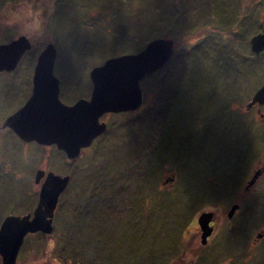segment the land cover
<instances>
[{
  "label": "flooded vegetation",
  "instance_id": "flooded-vegetation-1",
  "mask_svg": "<svg viewBox=\"0 0 264 264\" xmlns=\"http://www.w3.org/2000/svg\"><path fill=\"white\" fill-rule=\"evenodd\" d=\"M4 1L0 0V5ZM166 2L173 8L171 13L167 12V16L160 17L159 26L156 28L160 33L162 32L160 37L172 38L170 35L177 23H183L191 15L190 11L194 8L192 13H195L196 16L189 19L188 25L196 30L206 25L205 28L210 32L208 36L214 37L212 47L216 48L218 45L228 53L233 51L235 55H237L236 53L241 54L243 58L236 60V62L243 64L246 71H249V75L256 73L255 76H257L256 68L258 69L260 66V60L257 59L264 53V48L258 53L255 52L251 47V38L263 32L264 0H166ZM197 6L201 8V13ZM18 10L13 5L8 12L3 11V9L0 12V45L8 44L21 36H24L29 44V48L22 52L14 66H2L12 64V62L6 61H2L0 64V232L7 218L18 217L31 220L34 217V211L39 202L40 188L48 173L53 172L61 176H68V180L58 195L51 215V228L48 232L26 230L17 249L15 248L17 237L12 235L16 232L14 228L9 227L7 232L10 234L0 236V264L3 263L4 257H10L15 249L13 264H107L103 259L91 260L90 257L92 255V243L108 242L110 244L109 253H114V244H117L118 240L124 242L118 220L109 223L103 222L106 217L103 215L105 209L109 210L110 217L116 216L115 212L108 206L111 202L108 203L107 201L114 196L120 198L119 202H126V204L131 205V208L135 206H139V209L142 208L141 212H138L139 210L133 211L134 222L139 228V232L147 235L150 212L147 214L143 208L148 201L149 190L146 188L142 191L139 185L126 189L124 186L98 188L102 183H97L93 187L89 185L90 187L87 188V182L90 179L85 178L84 175L80 177L78 182V186L81 188H76L74 186L77 182L72 173L76 167L75 162L80 161L81 153L87 147L80 148L75 157L68 158L66 153L59 149L54 142L43 143L35 139L25 140L16 133V129L21 128V124L27 123L26 115L28 114H24L23 111L19 113V111L32 95L37 57L48 43V41L43 42L38 48L36 41L31 39L28 32L20 30L19 16L15 18L5 16L7 13L15 15ZM33 18L30 19V27L38 25L37 16H33ZM149 27L148 32L151 30ZM213 33H217V37ZM201 37L199 38L201 39ZM198 39L194 42H198L200 40ZM172 40L175 52L177 43L175 39L172 38ZM249 60L253 63L247 62ZM55 66L54 62L53 72L58 78L59 99L64 104L71 105L79 98L89 97L92 88L89 75L88 88L85 90L84 82L79 78L74 79L72 81L73 89L78 90L73 96H69L65 92L67 84L65 83V72L63 71L64 74H61V69ZM227 67L225 71L227 75L223 82L226 89L223 92L224 95L228 99L235 84L239 85L237 86V94L242 95L235 96L236 99H233L232 105L229 102L225 105L222 112L221 129L215 132L212 129L207 130L212 123L210 110L205 108L202 115L196 114V109L187 110L188 99L191 94L180 93L175 94V99L179 97L176 101L179 106L170 110L172 112L159 113L156 120L155 118L151 119L150 108L147 106L146 117L144 115L145 118H143L142 140L129 139L127 142H121L127 143V148L138 147L143 155L135 159L134 167L130 170L136 173L133 175L136 179L140 172L144 175L143 181L145 183L150 174L155 175L151 171L157 165L159 169L158 182L160 183L156 187L158 190H175L173 186L177 178L176 170L171 168V171L166 172L167 169L165 168V163L169 164L171 161L170 155L180 157L179 159L193 157L197 155L198 148H206L207 159L210 163L208 169H221L220 182H214V187L202 189L207 190L208 196H222L227 201V208L220 211L214 207H209V209L206 208L199 214L195 213L191 216L190 223L194 229L191 234L194 241L192 244L186 245L188 252L181 256L180 262L176 264H183V258L192 261L188 255L191 256L193 252L196 254L197 248L200 245H207L210 240L211 243L205 256L201 257L210 264L223 252H232L240 245L241 249L244 248V252L240 251V256L234 258L236 264H244L246 260L251 259L253 250L257 251V254H261L264 250L260 242L264 239V229L249 238L250 231L263 217L258 211L263 195L261 180L264 179V157L257 160L255 158L264 145V100L260 102L253 100V97L264 83L254 80V78V81L250 82L252 77H235L230 74L231 65ZM150 75H146L145 79L149 78ZM80 78L82 79V77ZM240 83L243 84V87ZM198 98L196 95L192 99L198 100ZM207 98L210 99L211 96ZM235 100H238V103L233 106ZM143 106L142 98L141 104L136 109L104 112L99 120L105 122L107 130L106 121L110 115L133 113ZM13 114H20V119L17 118V120L5 124L7 118ZM247 115H252L253 119H248ZM168 117H170L169 122ZM154 120L158 127H161V130L164 128L161 134L157 136L154 133ZM167 122L171 124L173 131L169 132ZM199 122L200 127L197 126ZM188 127L187 130L192 131V133L184 134L183 138L182 130ZM203 132H208L209 139H199ZM98 137L100 135L93 138L91 144L96 143ZM235 137L241 139L235 141ZM181 140L185 142H181ZM10 152L16 153L17 156H10ZM5 156L8 157L12 169L18 171L13 176L10 175L9 178L10 163H1ZM218 161L221 163L220 166L216 165ZM182 190L190 194L195 192V189L191 191ZM212 199L207 198L209 200L207 202L216 203ZM89 202L90 204H88ZM202 212L210 213L209 225L207 226L209 234L206 237L203 236L204 230L201 228L198 219ZM142 214H146L144 218H141ZM75 216H78L76 228L81 226L83 228L78 238L79 255L83 258L81 263H74V260L71 259L68 243L70 226ZM223 220H225L226 227H221V224L224 223ZM88 227L91 236H86L84 232V229ZM158 236L162 237L160 232ZM198 237L200 241L197 240ZM209 237L211 238L208 241ZM249 250H251V255H249ZM145 255L148 257L149 252H145ZM110 261L112 264H116L115 257H112ZM147 264H149V258Z\"/></svg>",
  "mask_w": 264,
  "mask_h": 264
},
{
  "label": "rangeland",
  "instance_id": "rangeland-1",
  "mask_svg": "<svg viewBox=\"0 0 264 264\" xmlns=\"http://www.w3.org/2000/svg\"><path fill=\"white\" fill-rule=\"evenodd\" d=\"M13 5L19 9L18 12L15 15L7 13L5 16L11 18L19 16L20 30L28 32L31 39L36 41L38 48L43 42L48 41L54 44L57 49L55 67L61 69V74H64L63 71L65 72L66 82H64L67 83L65 92L69 96H73L78 90L73 89L72 81L74 79L79 78L83 81L86 90L90 68L103 63L108 55L120 54L124 49L123 43H126L128 38L131 40L132 52H137L144 47L146 41L160 37L162 32L156 30L160 23V17L167 16L173 8L166 0H5L0 5V12L2 9L8 12ZM197 9L200 10V13L202 12L199 6ZM192 12H194V8L190 11L191 15L183 23H177L171 32L170 36L175 39L177 45L170 60L161 69L152 73L149 78L141 80L144 106L133 113L110 115L106 121L107 130L97 138L96 143L85 148L81 153L80 161L75 162L76 167L72 174L77 182L74 186L76 188H81L78 186V182L84 175L85 178L90 179L87 182V188L102 183L98 188L124 186L126 189L139 185L142 191L146 188L149 190L148 201L143 208L147 214L150 212L147 235L141 234L134 222L133 211L141 212L142 208L139 209V206L131 208V205L119 202L120 198L113 196L107 202H111L108 206L116 216L110 217L109 210L105 209L103 215L106 217L103 222L109 223L118 220L124 242L118 240L117 244H114V253H109L110 244L108 242L92 243L91 260L103 259L107 264H112L110 259L115 257L116 264H147L149 258V264L156 263V261L158 264H176L180 262L179 258L188 252L186 245L192 244L194 241L191 234L194 230L190 223L191 216L195 213L199 214L209 207L220 211L227 208V201L222 196H208L207 190L202 189L214 187V182H220L221 173V169H208L210 163L207 159L206 148H198L197 155L193 157L179 159L180 157L170 155L171 161L169 164L165 163L166 172L174 168L177 178L173 186L175 190L167 189L170 191L168 192L165 189L158 190L156 188L159 183L157 165L151 171L155 175L150 174L145 183L144 175L140 172L137 174V179L133 176L136 173L130 170L134 167L135 159L143 155L138 147L127 148V145L124 147L121 144V142L133 139L131 137L133 132L135 134L143 132L146 108L149 107L150 114H153L155 120L157 119L154 112L162 107L165 108L163 104L168 100L171 101L173 95L170 91L171 88H179L176 89V95L191 94L187 110L196 109L195 113L202 115L205 108L209 109L212 123L207 130L212 129L215 132L222 128V112L225 105L228 102L232 105L233 99H236L234 97L242 95L237 94L238 84L233 86L228 99L224 95L223 92L226 89L223 82L227 75L225 73L227 66L231 65V71L235 70L237 77H252L250 82L257 80L264 83V53L257 59L260 60V66L258 69L256 68L257 76H255L256 73L249 75L245 66L236 62L243 58L241 54L236 53L237 55H235L233 51L228 53L218 45L216 48L212 47L214 37L208 36L210 32L205 28L206 25L201 26L198 30L188 25L189 19L196 16ZM33 16H37L38 25L36 27H30V19ZM218 26L220 27V24ZM148 27L151 29L150 32H148ZM128 35L130 36L126 38ZM213 35L216 36L217 33H213ZM200 36H202L201 39ZM197 39L199 41L194 42ZM247 62L253 63L250 60ZM254 84L252 85L255 86ZM240 85L243 87L242 83ZM196 95L199 97L198 100H193L192 98ZM208 96L211 98H207ZM178 99L179 97L175 99L174 107L179 106L176 102ZM237 103L238 100H235L233 106ZM167 110L172 112L170 108ZM247 118L253 119L252 115H247ZM155 120L154 133L157 136L164 128L161 130ZM169 120L170 117H168V122ZM127 122L128 124H126ZM168 122L169 132L173 131V127ZM198 125L200 127V122L197 123ZM187 129L189 127L182 130L183 138L184 134L192 133ZM199 139H209L208 132H203ZM240 139L235 137L234 140ZM13 155L17 156L16 153L10 152V156ZM263 157L264 145L260 148V153L255 160ZM6 162L10 163L7 156L1 163ZM216 165L220 166V161ZM14 173H18V171L13 170L10 163L8 178ZM176 183L178 184L176 185ZM261 186L263 195L258 212L263 217L252 228L249 238L264 229V179L261 180ZM182 189L190 191L195 189V192L192 193L194 195ZM207 198H213L212 200L216 203L207 202L209 201ZM145 215L142 214L141 218H144ZM77 217H74L70 226L68 243L71 259L74 260V263H81L83 258L79 255L78 238L83 228L82 226L76 228ZM223 222L221 227H226L225 220ZM84 232L86 236H91L89 227L84 229ZM159 232L160 236L162 235L161 238L158 236ZM197 240L200 241V238L198 237ZM260 242L264 249V239ZM210 243L211 240L207 245H200L196 254L193 252L191 256L188 255L192 261L183 258V264H210L205 259H201L205 256ZM147 251L149 252L148 257L145 255ZM240 251L244 252L241 245L232 252H223L211 264H236L234 258L240 256ZM250 251L249 255H251ZM244 264H264V250L261 254H257V251L253 250L252 258L246 260Z\"/></svg>",
  "mask_w": 264,
  "mask_h": 264
},
{
  "label": "water",
  "instance_id": "water-1",
  "mask_svg": "<svg viewBox=\"0 0 264 264\" xmlns=\"http://www.w3.org/2000/svg\"><path fill=\"white\" fill-rule=\"evenodd\" d=\"M251 47L255 52L264 48L263 32L251 38ZM29 48L28 40L21 36L8 44L0 45V64L12 62L4 67H12L22 52ZM173 52L170 38H155L136 53H124L109 57L89 71L92 89L88 98H79L71 105L59 99L58 78L53 72L57 50L52 42L47 43L37 57L34 73V89L28 102L19 111L26 115L27 123L21 124L16 133L23 139H35L43 143H55L68 158L75 157L81 147L88 146L93 138L103 133L106 124L99 117L104 112L134 110L142 102L139 80L147 73L154 72ZM1 66V65H0ZM253 100H264V84L256 91ZM22 113V115H23ZM20 114H13L7 120L20 119ZM68 176L53 172L48 173L42 183L39 202L31 220L10 217L4 221L0 236L10 234L9 227L16 230L17 249L26 230L51 228L50 220L59 193L63 190ZM210 213L199 215V224L207 236ZM5 225V226H4ZM16 249L10 257H4L2 264H13Z\"/></svg>",
  "mask_w": 264,
  "mask_h": 264
},
{
  "label": "trees",
  "instance_id": "trees-1",
  "mask_svg": "<svg viewBox=\"0 0 264 264\" xmlns=\"http://www.w3.org/2000/svg\"><path fill=\"white\" fill-rule=\"evenodd\" d=\"M130 35H128L126 38H128ZM123 46H124V49H123V51H121L120 52V54L121 53H126V52H132L133 51V49H132V44H131V40L128 38L127 39V42L126 43H123ZM109 56V55H108ZM107 56V57H108ZM231 75H233V76H237V72L234 70V72L233 71H231V73H230ZM170 91L172 92V99H171V101H167L165 104H163V106H165V108H161L160 110L158 109L157 111H155L154 112V115H157V118H158V114L160 113V114H164V113H168V111L169 110H167L168 108H170V109H173L174 108V103H175V94H176V88L174 89V88H171L170 89ZM153 106H156V105H153ZM152 106V107H153ZM162 106V105H161ZM150 116H151V119H153V114H150ZM152 123V122H151ZM143 132L140 134V132L138 133V134H135L134 132L132 133V138L134 139V140H136V141H139V140H142L143 139ZM121 144H123V146L125 147L126 145H127V143H121ZM128 146V145H127ZM94 203V201L92 202V204ZM88 204H90V202L88 203ZM153 264H158V261H156V263L154 262Z\"/></svg>",
  "mask_w": 264,
  "mask_h": 264
},
{
  "label": "bare ground",
  "instance_id": "bare-ground-1",
  "mask_svg": "<svg viewBox=\"0 0 264 264\" xmlns=\"http://www.w3.org/2000/svg\"><path fill=\"white\" fill-rule=\"evenodd\" d=\"M133 53H136V52H133ZM168 60H169V57L158 69L162 68L168 62Z\"/></svg>",
  "mask_w": 264,
  "mask_h": 264
}]
</instances>
